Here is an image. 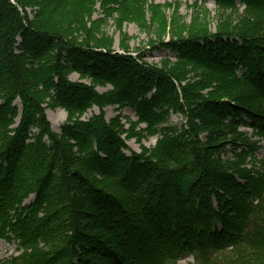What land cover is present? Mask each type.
<instances>
[{"label":"trees","instance_id":"obj_1","mask_svg":"<svg viewBox=\"0 0 264 264\" xmlns=\"http://www.w3.org/2000/svg\"><path fill=\"white\" fill-rule=\"evenodd\" d=\"M199 1L217 32H172L160 43L176 61L159 67L116 53L92 20L97 4L123 18L147 0H0V238L22 251L0 264H264V159L239 132L264 136V0ZM46 99L68 112L62 135ZM94 105L132 108L129 137H162L136 153L118 120H80Z\"/></svg>","mask_w":264,"mask_h":264},{"label":"rangeland","instance_id":"obj_2","mask_svg":"<svg viewBox=\"0 0 264 264\" xmlns=\"http://www.w3.org/2000/svg\"><path fill=\"white\" fill-rule=\"evenodd\" d=\"M148 4L137 16L128 14L123 18L115 13L112 16H106V13L97 4L92 20H102L100 23L101 36L108 37L111 40V47L116 53L124 54L123 49H128L130 54L134 56H141L148 64L163 66L165 60L170 59L173 64L176 61V54L167 47H162L160 42H168L172 37L186 34L192 27H199L200 25L208 26L213 33L217 32L219 28L218 10L214 2L205 3L199 0H147ZM161 15L160 17L158 16ZM142 16V17H141ZM144 22L149 23L147 26ZM166 23V30L162 23ZM160 24V26H159ZM162 25V26H161ZM162 38H159L157 35ZM161 40V41H160ZM72 82L83 83L88 86L92 81L86 78H81L78 73H72L70 76ZM13 80L12 77H8ZM112 90L110 85L105 87H97L96 91L102 95ZM14 106L18 108V116L15 118L16 128L22 118L23 104L21 99L14 101ZM45 116L50 124L51 130L55 134L62 135V128L68 122V112L59 106H54L50 99H46L42 103ZM103 114L105 120L109 123L118 120L124 125L125 133L122 138L125 139L126 145L129 149L136 153H141L143 148L152 149L156 146L158 140L162 137L161 134L156 136L134 137L132 134L128 136L127 130L130 129L131 122L137 121V116L132 108H121L118 105H107L100 108L94 105L82 117L81 121H88L93 116ZM186 122V118L180 114H171V124L181 127ZM144 124L139 125L134 131L135 133L144 130ZM253 130L247 126L239 128V132L246 134L250 141L256 145L255 157L259 160L264 159V136H253ZM130 133H133L130 132ZM29 143L34 142V135H39L38 128L31 127L29 129ZM205 140V135L201 136ZM130 138V139H129ZM43 142L48 144L47 137L43 138ZM129 154V152H127ZM231 147L228 146L223 152L222 157L227 159L232 157ZM27 173L29 170L26 171ZM139 185H137L138 187ZM35 196H30L25 205L32 203ZM175 197L171 192H168V205H173ZM145 222L147 220H144ZM22 251L19 245L14 240H6L0 238V261L8 262L13 258L19 256ZM194 259L190 253L185 254L179 261V264H192Z\"/></svg>","mask_w":264,"mask_h":264}]
</instances>
